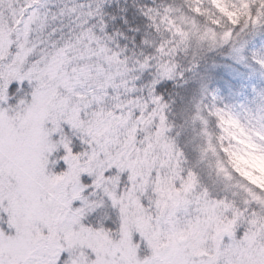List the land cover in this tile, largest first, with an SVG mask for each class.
Wrapping results in <instances>:
<instances>
[{
    "label": "snow or ice",
    "instance_id": "snow-or-ice-1",
    "mask_svg": "<svg viewBox=\"0 0 264 264\" xmlns=\"http://www.w3.org/2000/svg\"><path fill=\"white\" fill-rule=\"evenodd\" d=\"M214 2L0 0V264H264V188L221 154L226 116L264 148V84L197 71L264 82V0Z\"/></svg>",
    "mask_w": 264,
    "mask_h": 264
},
{
    "label": "clouds",
    "instance_id": "clouds-1",
    "mask_svg": "<svg viewBox=\"0 0 264 264\" xmlns=\"http://www.w3.org/2000/svg\"><path fill=\"white\" fill-rule=\"evenodd\" d=\"M193 4H199V0H193ZM214 7L230 23L241 15L236 9L229 12L225 8L224 0H215ZM167 27H173L172 23L169 22ZM178 29L179 24L175 25L174 30ZM221 133L223 143L221 154L226 158L225 163L228 167L246 182L264 188V148L230 116L221 120Z\"/></svg>",
    "mask_w": 264,
    "mask_h": 264
},
{
    "label": "trees",
    "instance_id": "trees-1",
    "mask_svg": "<svg viewBox=\"0 0 264 264\" xmlns=\"http://www.w3.org/2000/svg\"><path fill=\"white\" fill-rule=\"evenodd\" d=\"M140 3H151V0H139ZM157 3H160L161 0H156ZM167 2H172V0H167ZM179 2V0H177ZM131 3V0H129V4ZM126 18L129 20V26H137L141 23V20L139 17L135 16V12L133 9L129 8L128 13L126 14ZM119 26V25H118ZM260 43V38H257L255 41V44L258 46ZM216 57L219 55H215ZM210 59H205L200 63L199 68L206 67L207 64L210 62ZM207 76L206 78L210 77V83L211 87L219 89L220 95L225 98L226 102H236L243 99L244 95H248V89L251 88L253 84L261 85L264 84V82L259 81L258 77H251L250 74H246L244 71H242L243 76L241 79H235L232 77H224V74L221 71V68L218 66L216 69H210V67L206 68ZM184 88L181 89H175L174 91L179 92L180 96L184 97L183 95ZM237 93H240L241 95H236ZM177 102L173 106V109H179L182 107L181 101L179 97L176 98ZM175 109V110H176ZM178 119V118H177Z\"/></svg>",
    "mask_w": 264,
    "mask_h": 264
},
{
    "label": "rangeland",
    "instance_id": "rangeland-1",
    "mask_svg": "<svg viewBox=\"0 0 264 264\" xmlns=\"http://www.w3.org/2000/svg\"><path fill=\"white\" fill-rule=\"evenodd\" d=\"M215 55H219V56L216 57ZM207 59H210L211 61L207 64L206 67L198 68L197 71H198L199 76H203L206 78V76H207L206 68L210 67V69H216L218 66L221 68V71L224 74V77L234 76L233 78H235V79H241V77L243 76L242 71H244L246 74H250L247 69H245L239 65L234 64L232 61L226 59L221 54H209L206 57V60ZM214 64L217 65V67H213ZM192 88H193V85H191V84L189 86H187L186 88H184V90H183L184 103H187V100L191 97ZM180 108L179 109L175 108L176 110L173 109V117L172 118L175 120V122L177 124L181 123L180 118H179ZM187 139H188L187 133L183 134L181 137L178 138V142H179V145L181 146V148L184 147ZM186 151H188L190 154V149L186 150Z\"/></svg>",
    "mask_w": 264,
    "mask_h": 264
}]
</instances>
